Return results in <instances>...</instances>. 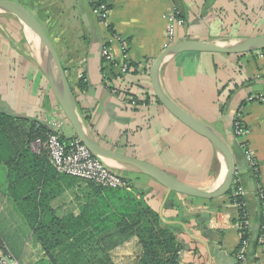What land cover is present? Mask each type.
I'll list each match as a JSON object with an SVG mask.
<instances>
[{
    "label": "crops",
    "instance_id": "1",
    "mask_svg": "<svg viewBox=\"0 0 264 264\" xmlns=\"http://www.w3.org/2000/svg\"><path fill=\"white\" fill-rule=\"evenodd\" d=\"M10 1L26 8L50 39L92 139L188 185L213 189L220 184L224 165L215 148L172 116L153 95L149 71L166 41L162 15L174 7L184 21L175 42L235 43L264 33V0H103L109 7L105 22L93 14L88 0ZM103 44L108 45L115 65L104 63ZM44 62L38 37L15 15L0 13V111L36 120L45 128L50 122H60L59 133L74 138L44 74ZM122 63L131 69L120 73ZM80 80L86 82L84 90L78 87ZM159 81L170 99L229 142L235 185L244 191L249 222L248 263L264 264V196L259 197V191L264 195V101L249 100L264 97V56L260 51L179 53L164 60ZM238 117L245 129L243 138L234 135ZM241 144L252 153L257 176ZM107 164L134 189L145 192L147 203L158 214L161 210L164 223L182 228L176 232L180 264H236L240 243L236 223L241 212L226 195L205 200L171 193L178 206L165 207L166 189L157 181L118 163ZM49 168L31 173L37 179L33 186L38 191L36 202L58 217L79 216L94 203L91 184ZM29 182L32 187L33 181ZM9 187L7 167L1 164L0 240L19 264H35L44 252L18 206L29 193L15 185ZM30 237L35 241L30 243ZM140 253L138 239L130 237L112 245L105 264H138Z\"/></svg>",
    "mask_w": 264,
    "mask_h": 264
},
{
    "label": "trees",
    "instance_id": "2",
    "mask_svg": "<svg viewBox=\"0 0 264 264\" xmlns=\"http://www.w3.org/2000/svg\"><path fill=\"white\" fill-rule=\"evenodd\" d=\"M260 52L264 55V48ZM78 87L84 90L86 82L80 80ZM134 99L142 102L138 97ZM237 122L240 124L239 120ZM49 132L50 129L38 125L36 120L0 111V165L7 167L10 187L15 185L18 190L25 189V193H29L18 206L44 252L35 264H105L112 245L130 237H136L141 245L138 264H180L181 244L176 232L182 228L162 222L156 209L144 198L145 192L134 189L126 179L129 189L103 188L87 181L94 190V203L76 217H58L48 206L36 202L38 191L33 186L37 179L31 173L43 172L45 166L50 169L51 165L46 154L32 152L29 143ZM59 138L66 142L75 137L59 134ZM29 179L33 181L32 187ZM226 196L231 203L243 201L233 195V186ZM173 205L178 206L173 196H169L165 207ZM240 212L242 216L243 209ZM242 237L247 238L248 231L244 230Z\"/></svg>",
    "mask_w": 264,
    "mask_h": 264
},
{
    "label": "water",
    "instance_id": "3",
    "mask_svg": "<svg viewBox=\"0 0 264 264\" xmlns=\"http://www.w3.org/2000/svg\"><path fill=\"white\" fill-rule=\"evenodd\" d=\"M0 13L15 15L38 37L45 51L43 71L46 79L65 118L74 131L75 138L83 143L92 154L103 159L106 163H118L157 181L166 189L163 202L167 200L171 193L209 200L224 196L230 191L234 180L235 166L229 142L215 128L190 115L164 93L160 86L159 71L165 59L184 52L236 55L261 51L264 48V33L235 43H215L194 39L177 41L164 48L150 67L149 76L156 100L183 125L206 138L223 161L224 173L220 184L213 189H203L188 185L150 163L103 147L92 139L85 130L84 122L76 108L65 70L44 29L26 8L14 1L0 0ZM159 216L161 218V210Z\"/></svg>",
    "mask_w": 264,
    "mask_h": 264
},
{
    "label": "built area",
    "instance_id": "4",
    "mask_svg": "<svg viewBox=\"0 0 264 264\" xmlns=\"http://www.w3.org/2000/svg\"><path fill=\"white\" fill-rule=\"evenodd\" d=\"M92 6V12L101 21L105 22L108 18L109 7L105 1L101 0H88ZM162 17L166 23V41L163 49L171 45L176 40V32L178 27L183 25V19L179 17V12L176 8H170L166 11ZM101 55L106 65H115V61L109 51L107 44L102 45ZM263 55V54H262ZM264 56V55H263ZM131 69L128 63H122L119 66L120 73H126ZM249 100L264 101V97H249ZM135 101L132 100V104ZM239 117L234 122V135L237 138H243L245 135L244 127L237 122ZM62 123L50 122L48 129L51 132L47 133L45 137H36L29 143L30 150L36 154L45 153L49 164L59 174H66L83 181L92 182L96 186L111 189H129L126 180L115 170H113L103 159L95 156L91 151L81 143L77 138L70 139L63 142L59 138V129ZM243 153L248 161L253 175H258V167L256 161L246 147L245 144H241ZM233 195H238L243 198L244 191L239 185H235L233 180ZM263 192L259 191V197L263 198ZM240 210L243 209V214L236 223V227L240 232V243L236 251V264H249L248 263V237L243 238L242 234L244 230L248 231L249 222L246 217V211L244 201L233 203ZM264 237V235L262 234ZM0 264H19L9 251L6 249L2 241L0 240Z\"/></svg>",
    "mask_w": 264,
    "mask_h": 264
},
{
    "label": "rangeland",
    "instance_id": "5",
    "mask_svg": "<svg viewBox=\"0 0 264 264\" xmlns=\"http://www.w3.org/2000/svg\"><path fill=\"white\" fill-rule=\"evenodd\" d=\"M79 180H81V179H79ZM28 240H29V239L27 238L26 241H28ZM34 241H35L34 238H33V237H30V241H29V242L32 243V242H34Z\"/></svg>",
    "mask_w": 264,
    "mask_h": 264
},
{
    "label": "bare ground",
    "instance_id": "6",
    "mask_svg": "<svg viewBox=\"0 0 264 264\" xmlns=\"http://www.w3.org/2000/svg\"><path fill=\"white\" fill-rule=\"evenodd\" d=\"M121 167V166H120Z\"/></svg>",
    "mask_w": 264,
    "mask_h": 264
}]
</instances>
